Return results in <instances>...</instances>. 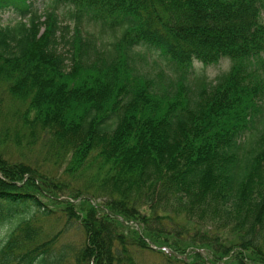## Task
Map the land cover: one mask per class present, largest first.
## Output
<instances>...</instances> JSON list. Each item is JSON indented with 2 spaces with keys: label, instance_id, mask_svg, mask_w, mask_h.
<instances>
[{
  "label": "trees",
  "instance_id": "trees-1",
  "mask_svg": "<svg viewBox=\"0 0 264 264\" xmlns=\"http://www.w3.org/2000/svg\"><path fill=\"white\" fill-rule=\"evenodd\" d=\"M35 2L0 0V264H64L73 222V264H264V0Z\"/></svg>",
  "mask_w": 264,
  "mask_h": 264
},
{
  "label": "rangeland",
  "instance_id": "rangeland-1",
  "mask_svg": "<svg viewBox=\"0 0 264 264\" xmlns=\"http://www.w3.org/2000/svg\"><path fill=\"white\" fill-rule=\"evenodd\" d=\"M51 0H36L34 3V7L36 9V12L41 15V20H44L42 17L44 12L48 11L51 9ZM68 11L69 8L66 6H59L56 9L57 14L59 15L61 19V24H70L72 25V21L68 18ZM2 24H7V23H15L16 17L12 15V13L5 12L2 14ZM27 19V18H26ZM261 20L264 22V7L261 12ZM44 26H41L40 33L43 30ZM84 29L93 32L97 36H101L102 40L104 42H110L113 39V36L109 32H101L100 27L97 25L93 24H84ZM118 35V32L115 34ZM63 49L61 45V50ZM140 57L139 60L136 61V69L138 72L141 74H145L150 77H156V76H161L167 78L168 76L171 77L170 71L165 63V61L158 56L157 53L155 52H147L144 49H141L139 51ZM230 66V61L227 59L221 60L218 64L216 65H208V66H203L199 62H194L193 63V68H192V74L189 77V81L192 84V79L194 78L193 76H200L203 75L206 77L207 80L213 79L216 75L219 73L228 70ZM22 153L26 157H32L33 160L35 161V158L38 157V160H36V163H41V156L38 154V150L35 148L28 150V149H23ZM20 152L16 149H13V156L19 157ZM62 170V167L59 168V171ZM55 171V170H54ZM65 177V176H63ZM63 179V178H62ZM42 201H46L45 198H41ZM56 209V208H55ZM56 213H60L59 210L56 209ZM61 220L57 224L58 228H61L62 225L64 224V219L60 218ZM8 229V226H4L0 229V241L4 240L5 238V233ZM84 233L82 231V228L77 222H73L70 224L63 234L59 237L58 242L55 245L56 250L60 249L62 245H68V256L65 259L64 264H73V251L75 249H78L84 241ZM132 249V248H131ZM167 251V248H164ZM134 258L139 264H165L158 255L155 253H151L147 250H134L132 249ZM201 254L205 257L207 260L209 257V254H207L205 251L200 250ZM189 259H187L188 261ZM180 264V263H176Z\"/></svg>",
  "mask_w": 264,
  "mask_h": 264
},
{
  "label": "water",
  "instance_id": "water-1",
  "mask_svg": "<svg viewBox=\"0 0 264 264\" xmlns=\"http://www.w3.org/2000/svg\"><path fill=\"white\" fill-rule=\"evenodd\" d=\"M150 247H151V248H155V247H154V246H152L151 244H150Z\"/></svg>",
  "mask_w": 264,
  "mask_h": 264
}]
</instances>
